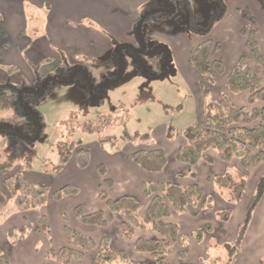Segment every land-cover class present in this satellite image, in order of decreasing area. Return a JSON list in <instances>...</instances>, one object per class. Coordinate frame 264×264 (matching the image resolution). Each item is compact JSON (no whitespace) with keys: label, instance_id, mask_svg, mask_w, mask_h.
Wrapping results in <instances>:
<instances>
[{"label":"trees","instance_id":"16d2710c","mask_svg":"<svg viewBox=\"0 0 264 264\" xmlns=\"http://www.w3.org/2000/svg\"><path fill=\"white\" fill-rule=\"evenodd\" d=\"M214 3V8L208 16L200 21L193 13L189 0H144L139 8L134 21L136 39L132 42L118 44L114 52L105 60L107 66L112 65V56L120 57V69L126 67V54L132 53V61L138 70L143 72L148 79L156 78L165 74L169 68L170 58L165 45L159 41L151 40L146 35L147 28L166 18H176L182 25L194 33L203 36L188 53V63L199 74L198 85L203 88L204 83H212L215 74L224 71L221 60H210L212 49L219 46L208 37L209 32L216 23L224 16L227 4L224 0H209ZM264 3V0H261ZM238 13L246 24L240 29L245 35L246 49L239 55L237 61L229 71L225 79V86L231 93L247 92V104L249 107L235 104L228 94L219 92L211 98L207 92L202 103V115L192 124H188L181 131H175L171 124H165V138L173 139L181 135L184 142L177 146L174 159L188 166H194L198 161L213 162L210 151L221 161L228 162L232 159L238 161L241 170L240 177L236 180L229 171L215 174L211 181L215 187L220 186L224 194L232 202H237L245 188L246 171L264 160V81L261 76L250 68L248 54L252 55L256 63L264 66V53L259 48L257 34V20L250 8L246 5L238 7ZM185 14L187 22H185ZM131 50V51H130ZM61 56L53 67H43L32 64V78L24 74L18 75V80L12 84L0 81V134L4 139V155H0V174H3L0 189V219L11 211H26L38 209L44 205L48 198L53 200L62 199L68 195H75L79 191L78 185L65 183L50 189L46 184L27 179L23 171L31 170L34 143L39 139L45 128V120L38 104L61 84H81L85 101L91 105H99L104 90L113 81L119 80L122 72L110 82L94 75L89 65L77 60L72 63ZM111 67V66H110ZM9 70H16L10 66ZM145 95H150L146 93ZM121 110L118 111L120 113ZM117 113V112H116ZM70 114V118L73 114ZM76 114V113H74ZM114 120L119 123L120 119L115 114L107 115L105 121ZM124 125V123H123ZM122 140L110 135L96 132V141L104 149L110 151L121 149L124 144L150 145L152 138L148 133H128L123 126L120 133L116 134ZM59 159L51 172H58L64 168L67 160L73 156L79 169L87 167L90 159L88 148L82 146L79 141L67 140L65 148L58 149ZM130 159L141 169L150 172L161 171L167 163L165 151L159 147H136L130 153ZM7 174L8 171L13 170ZM96 174L101 178L98 198L104 201L108 210L117 213L121 220L117 227L120 237L131 238L133 228L139 227L156 233L155 237L134 239L135 251L146 252L151 259L147 261H134L130 259L124 250H113L109 245L108 235H104L96 243L90 235L83 234L75 229L64 225V244L58 248H50L44 256L42 264H69L71 259H79L84 251L95 249V254L89 264H165V254L171 252L176 243L181 249L176 252L178 264H192L186 260V241L188 236L201 241L205 234L214 230L211 223H204L189 234L179 235V226L175 222L162 221V218L175 213H188L192 216L199 214L203 208L212 207V197L205 196L202 186L197 182L180 183L178 181H143L141 190L149 197L146 207L147 218L139 215L141 201L131 194H121L115 198L107 195L106 190L113 181L107 176V170L103 163L95 168ZM45 172H48L47 170ZM183 173L178 172L177 176ZM185 175L194 177L192 170ZM264 189V173H261L255 181L243 219L239 225L235 245L240 242L244 230L250 220L252 210L262 195ZM227 190V191H226ZM11 204L8 205V201ZM74 217L82 224L104 226L106 223L101 209L85 212L80 203L72 208ZM231 214L230 208H222L216 212V218L226 221ZM65 218V215L62 216ZM32 228L31 223H23L16 228L9 229L6 233L8 239L15 241L24 236ZM36 230L42 229L49 237V224L45 215H40ZM224 233L223 228L215 229ZM234 245V246H235ZM9 258L0 250V264H8ZM264 264V255L260 259Z\"/></svg>","mask_w":264,"mask_h":264},{"label":"crops","instance_id":"0c3cea01","mask_svg":"<svg viewBox=\"0 0 264 264\" xmlns=\"http://www.w3.org/2000/svg\"><path fill=\"white\" fill-rule=\"evenodd\" d=\"M144 0H0V81H4L6 71L3 65H14L11 79L18 80L19 74L32 78V64L47 65L50 58L55 61L61 56H67L73 61L78 57H98L102 60L108 58L118 44L132 42L136 39L134 21L138 8ZM227 10L224 16L209 32L210 37L219 46L212 49L210 60L218 59L224 64V71L215 74L212 83L198 85L199 74L188 63L189 50L203 36L187 30L181 21L176 18H166L150 25L146 35L151 40L163 43L168 50L171 76L164 78L168 86L174 88L176 96L188 100V104L197 113L198 119L202 115V103L207 92L211 98L219 92L228 94L237 105L249 107L247 92L231 93L225 86V79L239 55L246 49L245 35L240 29L246 24L238 13V7L246 5L250 8L257 20V42L264 53V3L261 0H224ZM202 21V15L196 14ZM71 60V61H72ZM104 63V62H103ZM248 64L264 81V66L256 63L252 55L248 54ZM173 79V80H172ZM146 82H151L147 78ZM73 87V86H72ZM67 87V88H72ZM76 88V87H75ZM72 95H77L79 103L83 101L82 91L73 88ZM77 105V104H73ZM69 105L66 109L70 108ZM166 124V123H165ZM165 124L154 126L151 132L150 145H133L126 143L119 150L104 149L96 140L88 141L82 146L88 148L90 159L86 168L79 169L74 157L71 156L63 169L58 172H39L25 176L27 179L46 184L50 189L57 188L65 183L78 185L79 191L75 195H68L59 200L48 198L46 203L38 209L26 211H11L0 219V250L9 258L8 264H42L45 253L50 248H58L64 244L63 226L67 225L78 232L90 235L98 243L104 235L109 237V245L113 250H124L127 256L134 261H147L151 257L146 252L135 251L134 239L137 237H155L156 233L139 227L133 228L131 238L120 237L117 227L121 217L106 207L104 201L98 198L101 178L96 174L95 168L103 163L107 176L113 181L105 189L109 197L115 198L121 194H131L137 197L142 205L139 215L147 218L146 207L149 197L141 190L143 181H178L180 183L197 182L202 186L204 195L212 197V207L203 208L199 214L192 216L188 213H175L162 218V221L175 222L179 226V235L189 234L197 227L208 222L214 230L205 234L201 241L188 236L186 241V260L192 264H217L216 252H209L211 244L229 243L235 252L227 255L222 264H261L264 255V229L251 235L252 227L244 233L242 240L234 247L239 225L243 219L244 210L253 192L256 178L264 171V160L257 163L254 168L245 173L250 176L245 184V193L237 202H232L222 191L214 188L211 177L226 171L228 166L241 170L236 159L228 162L221 161L210 151L213 162L198 161L194 166H188L174 159L175 149L184 142L181 135L173 139H166L164 135ZM136 147H159L167 156L166 166L159 172L145 171L138 167L131 159L130 153ZM13 170L8 171L7 174ZM192 170L194 177L185 175ZM253 170H256L252 174ZM183 173L177 176V173ZM25 171L23 172V174ZM3 174H0V189ZM216 190V191H215ZM80 203L85 212L101 209L106 223L104 226L85 225L80 223L73 215L72 208ZM222 208H230L231 214L226 221L216 218V212ZM45 215L49 224V237L42 229L36 230L40 215ZM63 214L65 218H63ZM257 214V213H256ZM256 215L254 216V220ZM31 223L32 228L15 241L8 239L6 233L23 223ZM249 224V223H248ZM264 228V220L261 221ZM217 228H223L219 233ZM181 249L176 243L173 250L164 256L165 264H178L176 252ZM95 254V249L84 251L79 259H71L69 264H89ZM211 258V259H210ZM117 264V263H115Z\"/></svg>","mask_w":264,"mask_h":264},{"label":"rangeland","instance_id":"374dc122","mask_svg":"<svg viewBox=\"0 0 264 264\" xmlns=\"http://www.w3.org/2000/svg\"><path fill=\"white\" fill-rule=\"evenodd\" d=\"M189 2L193 13L198 15L200 13L203 16L202 20L208 16L209 11L215 6L209 0H189ZM180 21H183L182 17H180ZM131 55L132 53L128 50L126 54L127 64L123 69H120L119 56L111 57L113 59L111 67L107 66V63H103V60L98 57H78L73 61L66 55L64 56L63 59L69 62L75 63L79 60L89 65L90 68L94 69L93 72L96 77L102 78L105 76L104 79L108 82L115 79L119 72H122V75L119 80L117 79L107 86L99 105L88 104L85 101L82 85L76 82L57 86L38 104V108L44 116L45 128L42 136L34 143L32 168L25 171V176L29 177L31 173L39 174V172L42 173L46 170L50 171L52 167L58 164V149L63 150L67 144V140H76L81 144L88 143V141L96 140V132L100 131L103 135L111 134L117 139L116 142L120 143L122 140L116 134L121 132L123 126L128 133H148L151 136L152 128L154 126L157 127L161 123L171 124L175 131H181L185 126L192 124L198 119L197 113L188 104V100L181 96H176L174 88L168 86V82H164V78H168L172 74L170 64L165 74L156 78H150L151 82H146L148 77L134 65ZM45 62L51 68L54 65L55 58H50ZM3 66L6 74H9V76H6V79L2 82L12 84L11 76L14 70H9V67L13 65L8 64ZM42 66L48 67L43 64ZM15 68V71H18L19 68L16 66ZM67 87H72L74 90L78 87L79 91H82L83 101L79 103L78 96L72 95V88ZM146 93H150L152 96L145 95ZM74 103L77 105H73ZM69 105L71 107L66 109ZM119 110H121L120 113H118ZM69 113L73 114V117L70 118ZM115 114L120 119L119 123L116 124L114 120L105 121L107 115L115 116ZM4 146V139L0 134L1 156L4 155ZM226 171H229L236 180L239 179L238 170L228 166ZM255 172L256 170H253L252 174ZM243 178L246 184L250 176L245 174ZM214 188L218 191L224 190L222 187L216 185ZM244 193L245 188L239 200L243 197ZM10 204L11 200L8 201V205ZM255 215L256 218L254 220ZM262 220H264V189L252 210L249 224H247L244 233H247L251 229L252 221H254V224L251 235L261 232L264 229L261 226ZM263 242L264 240L261 243ZM229 245L231 244L223 243L221 245L211 244L209 246L208 250L212 255L216 252L217 257L213 258L211 256V258L218 259L217 264H222L223 259H226L227 255L232 256L235 252L233 246ZM234 247L237 248V246Z\"/></svg>","mask_w":264,"mask_h":264},{"label":"water","instance_id":"95a60500","mask_svg":"<svg viewBox=\"0 0 264 264\" xmlns=\"http://www.w3.org/2000/svg\"><path fill=\"white\" fill-rule=\"evenodd\" d=\"M185 22H187V15L185 14Z\"/></svg>","mask_w":264,"mask_h":264}]
</instances>
